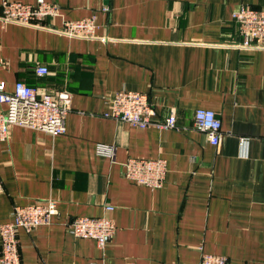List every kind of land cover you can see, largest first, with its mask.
Returning <instances> with one entry per match:
<instances>
[{
    "label": "crops",
    "instance_id": "0c3cea01",
    "mask_svg": "<svg viewBox=\"0 0 264 264\" xmlns=\"http://www.w3.org/2000/svg\"><path fill=\"white\" fill-rule=\"evenodd\" d=\"M47 1L60 8L46 20L54 30L86 18L96 30L75 39L0 22L6 90L20 81L72 94L66 134L12 126L0 144V224L13 220L15 206L58 204L50 225L19 232L22 264H200L204 254L264 264V50L239 48L234 21L242 7L264 10V0ZM38 66L49 75L38 76ZM119 91L146 94L178 128L115 120ZM200 109L221 120L219 147L196 130ZM131 158L165 160L162 187L129 180ZM103 216L117 228L104 248L66 226Z\"/></svg>",
    "mask_w": 264,
    "mask_h": 264
},
{
    "label": "built area",
    "instance_id": "2783aa9c",
    "mask_svg": "<svg viewBox=\"0 0 264 264\" xmlns=\"http://www.w3.org/2000/svg\"><path fill=\"white\" fill-rule=\"evenodd\" d=\"M0 8V22L4 25L53 29L47 25L46 20L60 16L59 6L47 0H36L35 4L6 0L1 3ZM234 21L242 38L239 48L264 50V10L242 7L234 14ZM95 30L94 18H86L66 21L62 28L54 31L69 38L92 39ZM36 73L45 77L49 75V70L46 66H38ZM0 106L3 107L0 109V144L8 139L12 126L27 127L52 136H61L67 132V119L72 111V94L68 91L52 92L44 87H31L20 81L15 84L14 90L9 92L0 81ZM110 116L140 130L151 127L169 131L178 128L175 116L161 120L149 96L139 92H117ZM195 128L207 137L211 145L219 147L223 137L222 123L215 112L197 110ZM247 142H249L247 138H240L241 146ZM99 151L112 156L110 149L100 147ZM124 167L129 180L152 189L162 187L167 175V163L162 159L131 158ZM114 209L111 205L105 207L110 213ZM12 214L11 222L0 224V264H22L19 232L25 231L30 234L42 226L50 225L58 215V204L54 200H46L28 206H15ZM66 226L73 236L94 240L99 248L106 246L117 229L113 219L107 216L76 217ZM200 264H228V259L204 254Z\"/></svg>",
    "mask_w": 264,
    "mask_h": 264
}]
</instances>
